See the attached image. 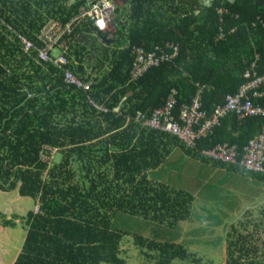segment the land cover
Masks as SVG:
<instances>
[{"label":"trees","instance_id":"obj_1","mask_svg":"<svg viewBox=\"0 0 264 264\" xmlns=\"http://www.w3.org/2000/svg\"><path fill=\"white\" fill-rule=\"evenodd\" d=\"M130 1V19L142 13L141 27L127 26L122 11L114 15L110 40L93 19L77 20L81 0H0V193L15 191L27 201L24 212L0 201V264H127V235L154 264H216L182 242L140 232L138 226L152 221L164 227L156 229L160 234L173 236L194 213L192 191L153 179L150 171L181 145L204 166L264 180V172L210 155L228 143L241 156L264 116L230 114L195 146L147 123L171 94L178 118L201 85V109L210 116L246 80L256 54L264 73V0H180L170 7L176 16L156 19L144 0ZM50 19L70 23L71 30L63 34L67 48L60 39L54 48L61 51L50 49L44 59L40 32ZM166 41L179 44L178 54L132 80L134 46L150 51ZM58 55L67 61L58 64ZM66 69L90 88L67 83ZM54 150L58 159H46ZM225 241L226 262L218 264H264V202L231 221Z\"/></svg>","mask_w":264,"mask_h":264},{"label":"built area","instance_id":"obj_2","mask_svg":"<svg viewBox=\"0 0 264 264\" xmlns=\"http://www.w3.org/2000/svg\"><path fill=\"white\" fill-rule=\"evenodd\" d=\"M115 10V0H81L80 12L77 16V18H81L77 20L91 18L99 27L109 26L113 21ZM225 11L226 8L224 7L218 8L220 13ZM259 21L264 23L261 19ZM234 29H231V31ZM70 30V23L63 25L58 20L50 19L40 32V37L46 43L45 47L40 49L41 57L44 59L50 58V49H53L60 39H62L61 45L65 50L67 45L63 40V34ZM224 34L223 28L220 27L218 38H224ZM22 40L25 43V48L30 49L32 43L24 37H22ZM164 49H168L167 52ZM178 50L179 44L169 41L155 45L154 49L150 51H147L143 45L134 46L132 49L134 59L131 68V79L136 80L150 66L158 65L166 59L173 58L178 54ZM157 51H160L161 55H158ZM258 58L259 54H256V60ZM256 60L245 71L244 77L246 80L239 86L238 90L227 94L225 102L216 106L210 116L206 110L201 109L200 97L204 88L201 85L194 100L181 107L178 118H174L172 115L173 104L176 99L171 94L168 103L155 109L147 123L155 128L179 136L185 146H195L197 138L210 132L213 127L220 124L222 118L230 114H236L240 119L250 116H264V73L258 72ZM54 61L62 64L67 60L63 55H58ZM65 80L67 83L75 84L84 89L90 88V82L82 81L69 69H66ZM210 155L223 162L239 164L247 170L264 172V126L259 133L249 139L243 146L241 156L238 147L228 143L217 144L210 151Z\"/></svg>","mask_w":264,"mask_h":264},{"label":"rangeland","instance_id":"obj_3","mask_svg":"<svg viewBox=\"0 0 264 264\" xmlns=\"http://www.w3.org/2000/svg\"><path fill=\"white\" fill-rule=\"evenodd\" d=\"M58 52L59 49L54 48V53L58 54ZM44 156L46 159L50 157L58 159L59 153L54 150L51 155ZM186 157L182 151H177L159 171L151 172V178L168 184L173 182L175 187L181 186L191 190L196 197L192 217L182 221L179 228L171 231L173 236L160 234L156 229L164 230V227L152 221L138 226V229L144 236L182 242L189 250L196 252L204 259L216 264L225 263L227 226L247 207L260 203L259 201L264 202V183L235 171L213 169L195 162L188 164ZM187 164L195 168L192 176L188 174V171L191 172L192 169L185 168ZM175 166L177 170L181 167L182 169L173 177L171 175ZM153 172H156L158 176L153 175ZM159 175H163L164 180ZM169 176L170 178L166 179ZM16 195L15 191L9 194L0 193V201L9 210L24 212L23 208L27 205V201L22 203V199H18ZM28 203L31 204V202ZM20 226L21 224H18V232ZM124 240L123 248L126 250L127 264H154L141 257L140 250L133 243L131 236L127 235Z\"/></svg>","mask_w":264,"mask_h":264},{"label":"crops","instance_id":"obj_4","mask_svg":"<svg viewBox=\"0 0 264 264\" xmlns=\"http://www.w3.org/2000/svg\"><path fill=\"white\" fill-rule=\"evenodd\" d=\"M116 1V6H117V11H115V14H118V13H120V12H124L126 15H125V17L123 18L124 20H125V22H126V25L127 26H129V25H132L134 22H136L137 20L136 19H130V15L133 13V10H131L130 8H131V1L130 0H115ZM188 1V0H187ZM186 2V1H185ZM201 2H203L204 4H206V5H209V4H211L212 3V1L211 0H201ZM179 3H180V0H144V3H143V5L145 6V8H150V12H148L149 14H150V16H151V18L152 19H156L157 17H159V13H161V15L163 16V18L164 17H171V16H176L175 15V13L174 12H172L171 10H170V7H176L177 5H179ZM185 4V3H184ZM144 11V10H143ZM145 12V11H144ZM145 14H147V12H145ZM153 15H155V17L156 18H154V16ZM143 19V14L141 13V15H140V17H139V19H138V21H137V23L139 24V27H141V25H142V22H141V20ZM102 30H104V31H107L108 32V34H107V36H108V38L110 39V40H113V38H114V33H115V31H116V29H117V27H116V24L115 23H111L109 26H108V29H107V26H101L100 27ZM128 29V28H127ZM128 31V30H127ZM114 44L115 43H113V42H111V45L114 47ZM179 152V151H182L186 156H187V154L185 153V151L183 150V147L181 146V145H178V146H175L174 148H173V151H172V153L168 156V158H167V160L164 162L165 164L174 156V154L176 153V152ZM177 155H178V153H177ZM187 158V160H186V162L189 164V163H192V162H195L196 164H198V163H200V164H202V165H204L203 164V162H201V161H199V160H197V159H195V158H192V157H189V156H187L186 157ZM164 163L159 167L160 169L163 167V165H164ZM186 165V167L185 168H188L190 165ZM230 164V163H229ZM236 166H238V167H240V168H243L241 165H239V164H236ZM158 168V170L156 169L155 171L157 172V171H159L160 169ZM190 169H192V171L191 172H189L188 171V174L189 175H193V173H194V171H195V168L194 167H189ZM179 170L180 169H182V167L181 168H178ZM216 169H220L221 170V168H216ZM179 170H177V166H175L174 168H173V170H172V175L171 176H175V175H178L179 174ZM152 171H154V170H151L150 171V177H151V172ZM232 171H235V170H232ZM156 172H153L154 174L153 175H157V173ZM236 173H238V174H242L240 171H235ZM242 175H244V174H242ZM158 176V175H157ZM244 176H247V175H244ZM159 177L162 179V180H164V176L163 175H159ZM247 177H250V176H247ZM170 178V176L168 177V178H166V179H169ZM252 178V177H251ZM253 179H255V178H253ZM157 180V179H156ZM161 181V180H160ZM260 182H263L264 183V180L262 181V180H260ZM166 183V182H165ZM168 184V183H167ZM169 185H172V186H175V184L172 182V184H169ZM191 191V190H190ZM260 203H257V204H255V205H258V204H261L262 202L261 201H259ZM253 206V205H252ZM252 206H249V207H252ZM249 207H247V208H249ZM246 208V209H247ZM246 209H245V211H246ZM244 210L242 211V213L240 214V215H242L244 212H245ZM239 215V216H240Z\"/></svg>","mask_w":264,"mask_h":264},{"label":"clouds","instance_id":"obj_5","mask_svg":"<svg viewBox=\"0 0 264 264\" xmlns=\"http://www.w3.org/2000/svg\"><path fill=\"white\" fill-rule=\"evenodd\" d=\"M115 5H116V1H115ZM117 7V6H116ZM222 7V6H221ZM219 8V7H218ZM116 11V10H115ZM220 13V12H219ZM222 14V13H220ZM115 15V14H114ZM96 25V24H95ZM99 29H101L98 25H96ZM108 27V26H107ZM133 63V62H132ZM132 68V67H131Z\"/></svg>","mask_w":264,"mask_h":264},{"label":"bare ground","instance_id":"obj_6","mask_svg":"<svg viewBox=\"0 0 264 264\" xmlns=\"http://www.w3.org/2000/svg\"><path fill=\"white\" fill-rule=\"evenodd\" d=\"M80 10V9H79ZM58 20V19H57ZM46 25V24H45ZM67 45V44H66ZM33 46V45H32ZM59 50L61 51V49L59 48ZM59 53V52H58ZM56 55V54H55ZM52 57H53V55H52ZM68 57V56H67ZM70 60V59H69ZM215 148V147H214Z\"/></svg>","mask_w":264,"mask_h":264},{"label":"water","instance_id":"obj_7","mask_svg":"<svg viewBox=\"0 0 264 264\" xmlns=\"http://www.w3.org/2000/svg\"><path fill=\"white\" fill-rule=\"evenodd\" d=\"M211 1H213V0H211Z\"/></svg>","mask_w":264,"mask_h":264}]
</instances>
